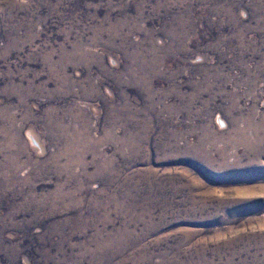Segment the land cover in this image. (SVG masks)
<instances>
[{"label": "rangeland", "instance_id": "1", "mask_svg": "<svg viewBox=\"0 0 264 264\" xmlns=\"http://www.w3.org/2000/svg\"><path fill=\"white\" fill-rule=\"evenodd\" d=\"M0 264H264V0H0Z\"/></svg>", "mask_w": 264, "mask_h": 264}]
</instances>
